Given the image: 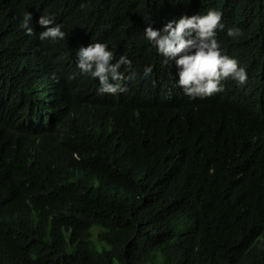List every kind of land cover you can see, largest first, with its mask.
I'll return each instance as SVG.
<instances>
[{
    "label": "trees",
    "instance_id": "16d2710c",
    "mask_svg": "<svg viewBox=\"0 0 264 264\" xmlns=\"http://www.w3.org/2000/svg\"><path fill=\"white\" fill-rule=\"evenodd\" d=\"M57 1L112 28L106 3ZM13 77L0 72V264H264L259 72L193 99L167 76L152 100L117 103ZM246 87L261 106L247 110Z\"/></svg>",
    "mask_w": 264,
    "mask_h": 264
},
{
    "label": "clouds",
    "instance_id": "9594fccd",
    "mask_svg": "<svg viewBox=\"0 0 264 264\" xmlns=\"http://www.w3.org/2000/svg\"><path fill=\"white\" fill-rule=\"evenodd\" d=\"M97 1L116 8L112 28L57 0H0V72L54 98L62 89L94 103L150 101L167 76L189 99L223 91L226 79L243 88L250 70L264 78V0H217L219 9L204 12L199 0ZM233 44L245 67L228 55ZM246 93L247 110L262 105L260 90Z\"/></svg>",
    "mask_w": 264,
    "mask_h": 264
}]
</instances>
